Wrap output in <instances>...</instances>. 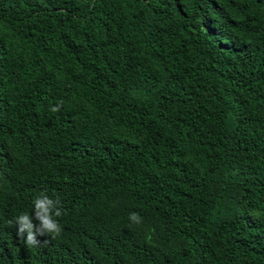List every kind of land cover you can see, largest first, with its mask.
Wrapping results in <instances>:
<instances>
[{
	"label": "trees",
	"instance_id": "obj_1",
	"mask_svg": "<svg viewBox=\"0 0 264 264\" xmlns=\"http://www.w3.org/2000/svg\"><path fill=\"white\" fill-rule=\"evenodd\" d=\"M0 264H264V0H0Z\"/></svg>",
	"mask_w": 264,
	"mask_h": 264
},
{
	"label": "clouds",
	"instance_id": "obj_2",
	"mask_svg": "<svg viewBox=\"0 0 264 264\" xmlns=\"http://www.w3.org/2000/svg\"><path fill=\"white\" fill-rule=\"evenodd\" d=\"M59 110V106L50 108L52 112H58ZM33 206L34 218L32 214L24 212L17 215L14 220L9 219L6 222L8 227L17 226V236L28 248L41 245V241L37 238L38 236L48 235L51 240H55L63 231L62 225L57 219L64 214L62 201L59 196L52 198L47 194L39 195L33 200ZM34 219L38 223H34ZM129 220L137 225L142 223V217L136 212L130 213ZM50 242V240H45L43 243L46 245Z\"/></svg>",
	"mask_w": 264,
	"mask_h": 264
}]
</instances>
